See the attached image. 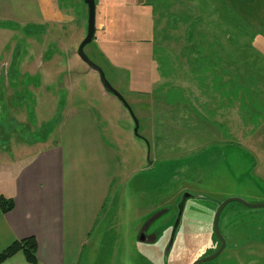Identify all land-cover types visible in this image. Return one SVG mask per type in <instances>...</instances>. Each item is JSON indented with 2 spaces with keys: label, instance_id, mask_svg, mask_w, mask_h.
Returning <instances> with one entry per match:
<instances>
[{
  "label": "rangeland",
  "instance_id": "1",
  "mask_svg": "<svg viewBox=\"0 0 264 264\" xmlns=\"http://www.w3.org/2000/svg\"><path fill=\"white\" fill-rule=\"evenodd\" d=\"M94 2L97 30L84 52L129 104L141 137L78 58L86 5L59 0L65 17L55 32L0 29V190L16 160L57 141L72 110H87L120 172L75 264H191L217 246L219 204L264 203V0ZM194 47L223 62L205 63ZM186 193L178 224L179 211L153 226L168 222V246L165 237L139 244L148 215L176 211ZM219 218V259L264 264V207L228 203Z\"/></svg>",
  "mask_w": 264,
  "mask_h": 264
},
{
  "label": "crops",
  "instance_id": "2",
  "mask_svg": "<svg viewBox=\"0 0 264 264\" xmlns=\"http://www.w3.org/2000/svg\"><path fill=\"white\" fill-rule=\"evenodd\" d=\"M64 17L59 0H0V22L12 25L2 30L39 27L55 32ZM65 122L57 141L16 160L0 190L14 204L9 212H0V252L33 237L36 264H75L102 214L119 177L115 153L87 110H72ZM5 264L29 263L19 253Z\"/></svg>",
  "mask_w": 264,
  "mask_h": 264
},
{
  "label": "water",
  "instance_id": "3",
  "mask_svg": "<svg viewBox=\"0 0 264 264\" xmlns=\"http://www.w3.org/2000/svg\"><path fill=\"white\" fill-rule=\"evenodd\" d=\"M84 5H86L87 7V33L85 38L83 39V41L80 43L77 51V55L78 58H80V60L85 63L90 70L96 72L99 75V80H100V84L103 87V90H105V92H107L108 94H110L111 96H114L115 98L118 99V101L120 102V104L122 105V107H124L126 109V111L129 113L130 117L133 118L134 120V135L137 138H140L141 136L139 135L138 131V121L137 119L134 117V114L132 112L131 107H129V104L125 101V99L123 98V96H121L118 91L116 89H114L111 84L108 83V81L106 80L105 74L102 72V70L100 69L99 66H97L94 62L90 61L89 58L87 57V55L84 52V48L89 45L92 41H93V37L95 34V9H96V4L94 2V0H83ZM193 195H191L190 193H186V194H182V199L181 201L178 203V221L177 224L179 222V218L181 217L183 211H184V203L189 199L192 198ZM238 202L240 203L242 206H245L246 208H254V209H259V208H263L264 207V203H259L258 205H253V204H249L244 202L242 199H239L237 197L235 198H231L228 200H224V202H222L221 204H219L218 209L216 210V212L213 215V230L214 233L216 235V237L218 238V240L221 242V245L219 247V249L215 252V254L211 257L208 258H203V260H198L193 262L192 264H200L203 263L204 261H208V260H212L214 259L216 256H218L225 248L226 246V241H224L223 237L221 236L220 230L218 229V222H219V215L221 214V212L223 211L224 207L226 204L228 203H235Z\"/></svg>",
  "mask_w": 264,
  "mask_h": 264
},
{
  "label": "flooded vegetation",
  "instance_id": "4",
  "mask_svg": "<svg viewBox=\"0 0 264 264\" xmlns=\"http://www.w3.org/2000/svg\"><path fill=\"white\" fill-rule=\"evenodd\" d=\"M181 199L174 205L175 208H176L175 209L176 211H174V212H171V209L170 210L166 209V211H163V210H158L157 211L156 210L155 213H152V214L148 215L146 221L144 223H141V225L139 226V228L137 230L139 244H142L144 247L147 246V247L152 248V247L156 246V242L157 241L161 240L163 237L166 236L164 228L167 227L166 224L168 222L165 225L162 226V229H160L161 227L155 229L153 226L156 224V222H158V220L159 221H168L167 219H169V220L172 219L174 221V218L177 216V213H178L177 206H178V203L181 201ZM185 203H184V205H185ZM225 207H226V205H225ZM222 212H221V214H222ZM182 215H183V213H182ZM182 215H181V217H182ZM220 215H219V217H220ZM219 220H220V218H219ZM218 224H219V222H218ZM169 233H170V231H169ZM170 236H171V233L168 235V238L165 237V240L167 238L166 241L162 240L164 242V244H165L164 247H166V245L168 246V244H169L168 241L171 238ZM214 236L217 239V246L214 248V250L212 252H210V254H208V255H203V256H206V257L202 256L199 259H196V260L193 259L192 263L195 262V261H198V260H203V258L211 257V256H213L215 254V252L219 249V247L221 245V242L218 240V238L216 237L215 233H214ZM174 241H175V238H174V240L172 242V246L175 244ZM224 241H226V240H224ZM226 246H227V241H226ZM226 246H225L224 250L218 256H216L214 259L208 260V261H204L203 263H200V264H237L238 262L241 263L239 261V258H237V254L236 253H232L231 255H232V258H234V259H229V261L226 262V263L222 259L221 260L219 259L220 256L222 255V253H224L226 251ZM232 248H235V245ZM231 251H234V250H231ZM163 255H165V252H164ZM167 255H168V253H167ZM244 263L247 264L249 262H244Z\"/></svg>",
  "mask_w": 264,
  "mask_h": 264
},
{
  "label": "trees",
  "instance_id": "5",
  "mask_svg": "<svg viewBox=\"0 0 264 264\" xmlns=\"http://www.w3.org/2000/svg\"><path fill=\"white\" fill-rule=\"evenodd\" d=\"M11 24H5L3 22H0V29H7L11 27ZM33 27H26V29H32ZM96 32V31H95ZM94 38V37H93ZM211 45L210 48H212ZM217 46H214L212 49H214ZM190 51H192L191 55L195 54L202 59L205 63L211 62L214 64H218V62L222 63L223 58H217L216 55H218V51H212L213 53H209L208 47L206 50H203V48H190ZM221 53V52H220ZM219 53V54H220ZM213 54V55H212ZM161 64V62H160ZM163 68H165L164 63L161 65ZM14 207V204L11 199H7L3 196H0V212L5 213L12 210ZM37 244L36 240L33 237H29L27 239H22L18 241H14L11 244L7 246V248L3 249V251L0 252V264H5L7 259L15 256L16 254L22 253L25 260L30 264H36V251H37Z\"/></svg>",
  "mask_w": 264,
  "mask_h": 264
}]
</instances>
